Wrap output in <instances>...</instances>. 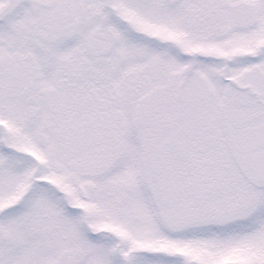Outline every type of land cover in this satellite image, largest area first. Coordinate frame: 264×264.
<instances>
[{
	"label": "snow or ice",
	"instance_id": "6c2138e0",
	"mask_svg": "<svg viewBox=\"0 0 264 264\" xmlns=\"http://www.w3.org/2000/svg\"><path fill=\"white\" fill-rule=\"evenodd\" d=\"M0 264H264V0H0Z\"/></svg>",
	"mask_w": 264,
	"mask_h": 264
}]
</instances>
